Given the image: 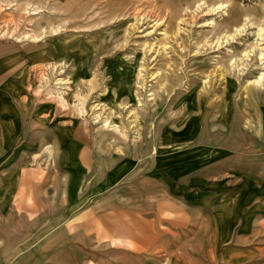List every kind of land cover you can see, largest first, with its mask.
Listing matches in <instances>:
<instances>
[{
  "label": "rangeland",
  "instance_id": "obj_1",
  "mask_svg": "<svg viewBox=\"0 0 264 264\" xmlns=\"http://www.w3.org/2000/svg\"><path fill=\"white\" fill-rule=\"evenodd\" d=\"M262 72L264 0H0V264H264Z\"/></svg>",
  "mask_w": 264,
  "mask_h": 264
},
{
  "label": "crops",
  "instance_id": "obj_2",
  "mask_svg": "<svg viewBox=\"0 0 264 264\" xmlns=\"http://www.w3.org/2000/svg\"><path fill=\"white\" fill-rule=\"evenodd\" d=\"M260 131L261 132H260L259 140L264 142V122H263V125L261 124ZM248 163H249V161H248ZM248 165H250V164H248ZM257 169L259 170V168H256V170ZM247 177L250 179H254L261 188H264V165H263V172H261V173L255 172L254 173V171H253V173H252L251 171H249ZM25 180H26V178L24 176L21 180H18V183L15 182L13 194L17 191L18 188H20V187L25 188V183L27 182ZM7 188H8V180L4 181V180L0 179V190L3 189V191H4ZM10 188H8V189H10ZM18 192H19V189H18Z\"/></svg>",
  "mask_w": 264,
  "mask_h": 264
},
{
  "label": "bare ground",
  "instance_id": "obj_3",
  "mask_svg": "<svg viewBox=\"0 0 264 264\" xmlns=\"http://www.w3.org/2000/svg\"><path fill=\"white\" fill-rule=\"evenodd\" d=\"M222 6V5H221ZM221 6H219V7H221ZM243 28L242 29H244V28H246V25H244V26H242ZM239 29V28H238ZM238 31V30H237ZM263 55V54H262ZM261 56V55H260ZM261 58H262V56H261ZM263 80H264V74H263V72H262V74L260 75V76H258L254 81H253V83H255V84H257V85H260V84H262V82H263ZM59 95V99L61 100V102L64 104L65 103V100H66V98L64 97V92L63 91H61V92H59L58 93ZM80 111H82L81 109H80ZM109 121V120H108ZM108 121L106 120L105 122H107L108 123ZM111 126V125H110ZM260 128H261V126H260Z\"/></svg>",
  "mask_w": 264,
  "mask_h": 264
}]
</instances>
